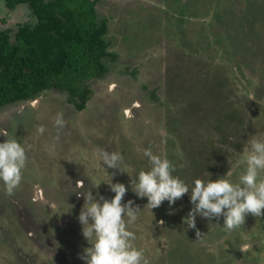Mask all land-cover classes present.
Returning a JSON list of instances; mask_svg holds the SVG:
<instances>
[{"label":"rangeland","instance_id":"1","mask_svg":"<svg viewBox=\"0 0 264 264\" xmlns=\"http://www.w3.org/2000/svg\"><path fill=\"white\" fill-rule=\"evenodd\" d=\"M96 8L111 55L86 107L58 89L0 106V127L27 154L15 194L0 182V264H85L84 198L73 192L110 200L111 180L128 189L122 203L140 208L128 228L148 264H264V216L227 232L222 216L197 215L192 229L183 222L190 192L151 210L131 188L149 168L145 149L189 186L238 181L249 141L264 139V0H97ZM36 20L27 4L11 10L0 0L2 29ZM104 151L121 154L123 172L103 165Z\"/></svg>","mask_w":264,"mask_h":264},{"label":"clouds","instance_id":"2","mask_svg":"<svg viewBox=\"0 0 264 264\" xmlns=\"http://www.w3.org/2000/svg\"><path fill=\"white\" fill-rule=\"evenodd\" d=\"M55 123L63 126L62 114H58ZM39 131L42 133L43 127ZM0 136L6 137L0 142V182L5 194L11 197L23 180L27 154L17 140L9 138L6 128L0 127ZM143 155L148 159L149 168L138 172L135 180H131V188L139 198H147L145 206L151 210L160 207L164 201L172 205L190 192L193 207L183 218L188 228H196L197 215L208 219L222 216L227 232L244 225L249 214L256 218L264 216V139L249 141L242 161L246 167L235 183L224 177L207 182L197 178L189 186L173 175L176 169L169 159L154 154L151 149H145ZM121 160L120 153L104 151L102 154L103 165L107 168L122 171ZM227 175L231 173L227 172ZM106 183L115 194L110 200L103 196L97 199L92 190L73 192L84 198L78 221L82 225V235L90 245L80 258L85 264H148L143 251L134 246L135 233L128 228L137 220L139 206L133 207L132 200L122 203L128 190L123 183H112V180ZM84 187L82 180L76 181V189ZM200 234L197 230L196 235Z\"/></svg>","mask_w":264,"mask_h":264},{"label":"trees","instance_id":"3","mask_svg":"<svg viewBox=\"0 0 264 264\" xmlns=\"http://www.w3.org/2000/svg\"><path fill=\"white\" fill-rule=\"evenodd\" d=\"M4 3L12 10L27 4L37 20L20 24L14 34L0 26V106L58 89L78 110L84 109L92 92L89 83L104 77L103 59L111 55L108 23L98 18L97 0Z\"/></svg>","mask_w":264,"mask_h":264},{"label":"flooded vegetation","instance_id":"4","mask_svg":"<svg viewBox=\"0 0 264 264\" xmlns=\"http://www.w3.org/2000/svg\"><path fill=\"white\" fill-rule=\"evenodd\" d=\"M12 10V9H11ZM14 10V9H13Z\"/></svg>","mask_w":264,"mask_h":264}]
</instances>
